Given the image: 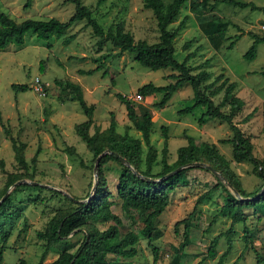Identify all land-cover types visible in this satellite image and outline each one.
Here are the masks:
<instances>
[{"label":"rangeland","instance_id":"obj_1","mask_svg":"<svg viewBox=\"0 0 264 264\" xmlns=\"http://www.w3.org/2000/svg\"><path fill=\"white\" fill-rule=\"evenodd\" d=\"M81 1L91 9L93 17L104 31L123 19L125 28L131 31L136 40L154 42L158 38L155 17L151 9L143 7V0ZM189 1L184 2L178 16L169 25L172 29L184 14L189 15L186 26L173 40L174 56L182 61L185 54L193 50L195 53L188 64L195 66L209 59L204 66L211 74L209 80L222 73L235 83V94L245 103L233 120L250 136L254 145L253 153L261 158L264 156V73L260 71L264 69V42L257 44L253 59L247 60L243 54L253 42L250 33L264 36V30L260 27L264 25V9L207 0L205 5L198 6L197 12H191ZM241 1H252L264 7V0ZM24 3L25 0H0V10L17 22L29 18L46 20L50 17L66 21L75 10L74 3L65 0H32L28 8L23 7ZM210 19L222 22L221 34L205 35L202 32L201 22ZM85 22L84 19L77 20L66 32L56 33L48 39L37 38L35 32L29 30L24 34L22 43L10 39L0 49V114L10 135L25 142L24 155L27 161V166L23 168L15 160L11 142L0 123V202L6 197L9 200L5 204L9 215L0 219L5 220L6 227L10 229L1 264H19L21 259L28 264H49L62 247L53 246L40 261L44 241L36 236V232L44 229L57 209L74 205L68 197L77 203L84 202L95 192L92 188L94 184L96 188L98 179L94 169L96 159L74 130V125L84 121L86 116L76 100L67 99V91L62 90L55 83L56 80L69 79L79 83L87 103L94 105L90 133L106 128L113 117L118 132L127 129L132 135L142 138L127 119L124 103L115 93L130 98L137 112L149 108L152 114L150 142L158 151L157 159L152 164L153 172L161 168L163 126L168 137V161L175 159L177 147L186 142L187 135H191L197 143L206 141L217 145L219 151L229 159L232 170L246 192H260L263 188L262 179L253 173L252 163L248 160L234 161L230 144L219 142V139L231 136L226 122L214 118L198 123L204 106L184 115L178 114L180 108L193 102V91L188 83L174 92L162 108L152 106L160 99V93L143 100L134 99L137 88L144 83L163 85L172 81L168 74L176 73L173 67L152 70L139 64L134 54L127 51L114 56L112 54L117 48L109 41L97 50V36ZM69 34L74 37L64 44L63 38ZM190 39L192 43L184 49V42ZM108 53L111 55L108 56ZM40 63L43 70L39 68ZM96 65L100 66L96 72L80 73ZM103 70H107L105 75L102 74ZM36 76L48 85L45 96L31 88ZM12 83H25L29 89L15 93L11 88ZM221 96L222 91L212 99L218 103ZM222 109L227 110V106ZM250 112H253L252 115L243 122V117ZM146 149L143 143L144 153ZM120 169V164L114 160L102 165L107 187L113 194L109 197L113 202L111 210L122 222L119 236L134 231L139 235V240L135 243L137 253L134 256L108 254L107 257L131 261L133 264H152L151 248L140 234L145 213L132 208L123 210L116 196L115 185ZM9 173H21L22 176L6 186ZM217 177L209 169L193 166L187 170L188 182L173 189L170 203L156 220L160 235L153 242L159 249V264H216L226 249L225 237H220L213 258L207 256V248L211 238L226 230L230 224V212L224 208L225 191L219 187L197 206L191 216L190 243L182 251L177 246L182 240L183 225L175 233L174 222L191 212L196 198L216 183ZM228 189L234 193L229 186ZM246 214L245 224L251 231V238L246 245L242 240L244 223H236L232 249L222 264H257L255 250L264 259V217L258 219L250 208L246 209ZM112 223L111 219L93 221L99 229ZM82 236V231L71 233L66 248L74 252Z\"/></svg>","mask_w":264,"mask_h":264},{"label":"trees","instance_id":"obj_2","mask_svg":"<svg viewBox=\"0 0 264 264\" xmlns=\"http://www.w3.org/2000/svg\"><path fill=\"white\" fill-rule=\"evenodd\" d=\"M74 3L75 10L66 20L61 21L56 17H50L46 20L25 19L17 22L0 10V49L4 48L10 39L16 43H22L24 34L33 30L37 38L48 39L54 34L66 32L77 20L84 19L92 32L97 36V50L109 41L117 51L112 55L118 56L127 51L134 54V59L141 65L152 70L165 67H173L176 73L168 74L172 81L167 84L158 85L153 82H147L137 88V93L143 97L160 93L161 97L152 104L155 108L165 106L174 92L188 83L193 91V102L178 110L179 115L192 112L199 106H204L205 110L198 117V123L202 124L207 119H219L227 123L231 130V136L219 139L220 143H228L231 146L232 159L236 162L250 161L253 165V173L262 179L264 188V156L258 158L254 155V145L250 136L246 135L241 128L234 122V118L242 110L244 100L235 94V83L222 73L209 80L211 74L204 69L209 62L205 59L202 63L195 66L189 65L188 60L193 57L194 51L185 54L182 61H178L175 56L173 40L180 30H182L189 19L188 14H184L178 23L172 28L169 25L176 19L181 6L187 0H143V7L151 9L156 20L158 28V38L154 42H148L145 39H135L131 31L125 28L123 20H118L107 31H104L96 18L93 17L91 9L81 0H65ZM207 0H190L189 11L197 12L199 5H205ZM232 4L237 7H250L251 9H261L252 1L241 0H214ZM32 0H25L23 7L31 6ZM222 22L213 19L201 22V30L205 35L221 34L223 32ZM253 42L248 50L243 54L247 60L255 57L257 44L264 42V36H257L250 33ZM237 34L236 36H240ZM74 37L73 34L66 35L63 43H68ZM192 40H187L183 44L186 49L190 46ZM110 56L111 54H107ZM99 60V58H95ZM40 70L43 65L40 63ZM100 69L96 65L94 68L81 70L80 73H94ZM264 73V69L260 71ZM107 70H103L105 75ZM220 81L219 83H217ZM55 83L68 93L70 100H76L86 116L82 122L74 125L76 134L84 141L87 149L92 153L94 159L99 155L97 160V184L94 194L88 201L75 202L73 198L68 199L74 204L67 208L57 209L56 212L46 223L44 229L38 230L36 236L44 241V247L40 256V261L55 245H60L62 249L58 252L57 257L49 264H133L131 261H121L109 259L108 254H114L123 257H132L137 253L135 243L139 240V235L134 231H128L119 236V226L121 225L120 217L112 212V200L109 198L113 195L107 187L106 178L103 174L102 165L109 160H114L120 164L121 169L115 185L116 196L121 201V207L125 209H136L144 212L143 226L140 234L147 240V245L151 248L152 264H159V249L153 240L160 233L156 228V220L164 209L168 206L171 199V193L178 185L188 182L187 170L190 167H200L208 169L194 163H205L219 173L216 183H213L207 190L200 194L194 203L191 212L174 222V232H178L179 226L183 225L182 240L177 249L181 251L190 243V225L191 216L196 212L197 206L203 200L209 198L211 193L219 187L225 191L224 208L230 212V224L224 231L213 236L207 248V256L213 258L216 255V246L221 236L226 239V249L219 256L216 264H222L224 257L230 252L233 246L232 235L235 232L236 223H244L242 240L247 245L251 238V231L245 224L247 214L246 209H251L258 219L264 217V189L259 192L248 193L242 188L235 172L230 166L229 159L219 151L215 143L206 141L196 142L191 135L186 136V144L180 145L176 149V157L173 161H168V137L166 128H163V145L160 150L161 168L153 172L152 164L156 161L158 151L150 142L152 114L149 108H144L137 112L132 100L124 94L115 93L116 97L124 103L127 119L133 124L134 128L141 133L142 138H138L126 129L122 133L117 131L116 121L111 117L108 125L103 130H95L90 133L92 126V115L94 105L87 103L83 95L82 87L79 83L72 80H56ZM11 88L15 93L29 89L27 84L12 83ZM222 91V96L218 103L212 99L213 96ZM227 106V110L222 107ZM253 112L246 114L242 121L249 119ZM0 123L6 132L11 147L14 152V158L21 167L27 166L24 155L26 147L25 142L16 140L4 124L1 114ZM143 143L147 149L143 152ZM108 151V152H106ZM124 158L128 164L120 160ZM34 159V158H33ZM2 163V162H0ZM144 164V168H142ZM180 168L177 171L175 169ZM174 171V172H173ZM170 172H173L169 174ZM21 173H9L6 178V186L13 184L21 178ZM228 186L237 192L232 193ZM259 193V194H258ZM8 197L3 198L0 202V218L6 217V203ZM5 219V218H4ZM99 219H111L104 229H99L93 224V221ZM76 231H82L83 236L78 247L74 252H70L66 245L69 243L68 236ZM10 236V229L6 227L5 220L0 219V264L3 260V251L7 239ZM255 250V249H254ZM257 264L264 259L255 250ZM40 263V262H39ZM19 264H28L24 259L19 260Z\"/></svg>","mask_w":264,"mask_h":264},{"label":"built area","instance_id":"obj_3","mask_svg":"<svg viewBox=\"0 0 264 264\" xmlns=\"http://www.w3.org/2000/svg\"><path fill=\"white\" fill-rule=\"evenodd\" d=\"M264 30V25L260 26ZM47 83L44 82L39 76L34 77L31 88L38 94L45 96L47 94ZM135 100H141L142 95L137 93L134 97Z\"/></svg>","mask_w":264,"mask_h":264},{"label":"water","instance_id":"obj_4","mask_svg":"<svg viewBox=\"0 0 264 264\" xmlns=\"http://www.w3.org/2000/svg\"><path fill=\"white\" fill-rule=\"evenodd\" d=\"M106 152H108V151H106ZM99 157H100V155L96 158V162H95V164H94V169L96 170V173H97V160H98ZM120 160L123 161L124 163L128 164L127 161H126L124 158L120 157ZM194 164H198V165H201V166H205V167H207L209 170H211L215 175L220 176L219 173L216 171V169L213 168L212 166L208 165V164H205V163H194ZM180 168H182V167H179V168L175 169L174 171H177V170H179ZM174 171H173V172H174ZM173 172H170L169 174H171V173H173ZM96 175H97V174H96ZM220 177H221V176H220ZM94 189H95V184L93 185L92 191H94ZM263 189H264V188H263ZM232 190H233V189H232ZM233 192H234L235 194H237L236 191L233 190ZM258 194H259V193H258ZM89 198H91V197H89Z\"/></svg>","mask_w":264,"mask_h":264},{"label":"crops","instance_id":"obj_5","mask_svg":"<svg viewBox=\"0 0 264 264\" xmlns=\"http://www.w3.org/2000/svg\"><path fill=\"white\" fill-rule=\"evenodd\" d=\"M123 20V19H122ZM124 21V20H123ZM156 21V20H155ZM124 23H125V21H124ZM156 23V22H155ZM126 29L128 30V28L126 27ZM189 65H192V64H189ZM193 66V65H192ZM156 93H154V94H152V95H155ZM152 95H149V96H152ZM161 95V94H160ZM149 96H146V97H148L149 98ZM146 97H143L142 96V100L144 99V98H146ZM169 100H170V98H169ZM168 102V101H167ZM245 103V102H244ZM153 104V103H152ZM166 105V104H165ZM244 106V105H243ZM184 144H186V142L184 143ZM180 146V145H179Z\"/></svg>","mask_w":264,"mask_h":264}]
</instances>
